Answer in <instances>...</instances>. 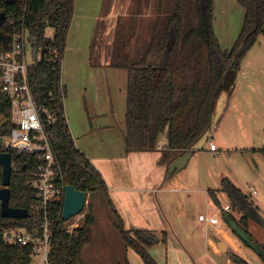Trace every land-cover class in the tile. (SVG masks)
Masks as SVG:
<instances>
[{
    "label": "trees",
    "instance_id": "16d2710c",
    "mask_svg": "<svg viewBox=\"0 0 264 264\" xmlns=\"http://www.w3.org/2000/svg\"><path fill=\"white\" fill-rule=\"evenodd\" d=\"M142 1V0H141ZM245 9L242 30L231 49L224 48L213 28L214 0H157L155 16L149 23L150 39L141 54L133 57L124 43L114 50L111 65L128 71L127 107L125 115V150L152 151L159 147L161 135H167L161 163L167 167L185 152H194V144L212 132L213 104L216 94L229 87L228 99L235 88L243 58L264 35V0H237ZM139 9L141 6H139ZM75 0H0V12L6 13V22L0 31L10 35L13 26H25L35 63L28 74L35 99L45 101L52 94L56 122L48 127L49 137L60 166V182L72 185L89 195L86 214L78 227L67 229L62 219L63 199L49 202L47 217L53 232L50 264H85L84 247L91 241L94 223L93 202L101 197L110 210L113 225L119 231L126 247H132L145 264H159L149 249L166 242L152 230H127L115 208L108 186L92 160L76 144L64 108L66 88L62 83V64L67 37L74 16ZM138 13V12H137ZM12 22H14L12 24ZM54 29L52 36L46 29ZM51 48H57L60 59L52 60ZM5 47L0 40V52ZM40 56V59H38ZM0 114H12L10 99L0 95ZM8 121L0 126V135L10 132ZM264 155V148H253ZM18 169L12 170L10 204L25 208L26 218L3 217L0 224L23 227L35 235L42 233L44 212L36 207L42 203L31 181L36 168L33 157L12 152ZM2 166L0 165V188ZM219 191L225 193L233 210L222 212V218L231 231L264 261V247L249 231V220L254 219L250 207H256L249 196L227 177L221 180ZM214 201L220 203L216 191ZM85 208L83 209V211ZM82 211V212H83ZM81 212V213H82ZM242 214L237 217V214ZM228 255L237 264H251L232 249ZM32 246L0 242V264H32ZM121 264H131L126 258Z\"/></svg>",
    "mask_w": 264,
    "mask_h": 264
},
{
    "label": "crops",
    "instance_id": "0c3cea01",
    "mask_svg": "<svg viewBox=\"0 0 264 264\" xmlns=\"http://www.w3.org/2000/svg\"><path fill=\"white\" fill-rule=\"evenodd\" d=\"M132 5L133 0H75L74 16L67 37V43L69 41L73 44L69 50L67 45V54L65 53L63 59L65 66L69 67L67 72H77L75 57L79 42L86 44L88 56L89 54L91 56V59H87L86 62L89 71L110 73L115 68L123 69L113 67L109 59L106 63L93 62L92 53L93 47L96 48L94 43L97 35H100L101 26H105L104 32L110 35L108 50L105 54L107 56L111 52L113 55V44L115 40L117 41L116 33L119 23L116 24V22L120 19L124 29L130 27L129 23L134 15L131 12ZM147 7L148 4L143 5L139 18L142 15L147 16ZM244 17L245 9L237 0H214L213 28L224 48L233 47L242 30ZM214 20L219 22L218 28L214 25ZM253 48L254 46L242 61L228 109L233 105L239 106L235 107V112H229L227 109L224 115L239 116L242 113H250L254 109L247 107L246 102L250 105H255L256 102L261 103L260 97L263 92L257 93L259 90L257 88L263 89L264 65L247 60ZM89 81V83L93 82L92 79ZM62 83L66 88V96L68 91L76 88L75 78L69 73L63 76ZM102 85L103 88L106 87L104 78ZM87 89V87L84 88L85 108L93 118L99 117L98 124L95 127L91 125L89 128L87 126L89 123L84 117L82 119L78 117L77 121L71 123L72 110L67 105L64 107L65 114L77 146L87 154L101 172L108 186L109 196L121 215L125 228L131 231L152 230L160 240L166 234V242L161 241L152 248L159 247L158 249L165 251L168 255L171 250L178 252L180 264H237L230 259L229 250L223 252L217 244L216 239L224 240L229 249L240 255L244 250L239 238L223 220L222 212L220 222L215 226L198 219L199 214L214 215L222 204L231 202L225 193L222 192L223 195L219 193L221 180L220 187L215 190L218 191V194L216 192L220 202L218 204L211 196V190H213L209 187L212 185L211 178L207 179L206 184L201 183L200 173L203 172V164L200 157L202 158L206 152L199 154L192 152L187 164L168 176V167L161 163L167 137L159 142L156 150L127 153L125 150L127 100L124 113L116 115L112 95L109 99L105 97L102 108L95 95L90 94L87 99ZM120 100L124 103V97H119V102ZM100 110H104L105 113L99 114ZM223 119L224 116L221 122ZM77 123L81 126V133L76 137L73 126ZM237 128L242 129L241 124H238ZM209 139L214 142L212 137ZM203 150L214 155L218 152V150L215 152L209 149L208 141ZM195 156L197 160L191 165ZM210 169L209 166H204L205 173L212 174ZM242 256L248 260L245 254ZM184 257L188 258L187 262L183 260Z\"/></svg>",
    "mask_w": 264,
    "mask_h": 264
},
{
    "label": "rangeland",
    "instance_id": "374dc122",
    "mask_svg": "<svg viewBox=\"0 0 264 264\" xmlns=\"http://www.w3.org/2000/svg\"><path fill=\"white\" fill-rule=\"evenodd\" d=\"M157 0H133L131 12L134 14L129 23L130 27L124 29L121 24L122 21L118 19L117 26V41L113 44L114 50L117 48L120 50L124 43L128 44V50L133 57H137L143 51L145 45L150 39L149 23L155 16ZM148 4L146 9L147 16L142 15L143 5ZM108 5V4H107ZM139 6L141 8L139 9ZM138 12V13H137ZM221 20V19H220ZM214 25L218 28L219 22L214 20ZM105 31V26H101L99 31L100 35H97L95 41L94 51L92 53V61L106 63L107 60L112 61V54L106 56L105 51L108 50L107 46L110 42V35ZM54 29L48 27L46 29V35L52 36ZM73 42L67 43L68 50L71 48ZM67 48V47H66ZM27 49H31L30 41L28 39ZM84 52V53H83ZM86 52V54H85ZM97 52V53H96ZM249 57L245 58L250 62L264 65V35H261L254 45ZM67 54V50L65 52ZM65 55V54H64ZM29 60H32V56L28 54ZM91 59V56L87 53L86 44L79 42L78 49L76 50V73L67 72L68 66H65V62L62 64V78L69 73L75 78L76 88L68 91V96L64 97V107L72 110L71 123L77 121V118H83L89 125L94 127L99 122L98 118H93L89 115L85 108V92L84 88L87 87V99L90 94L96 96L97 102L101 104L103 108L105 103V97L110 98L112 95L116 115L124 113L127 100V84H128V71L126 68H115L110 73L95 71L94 73L89 71L86 66L87 59ZM40 56H38V59ZM244 59V58H243ZM66 60V57H65ZM105 79L106 87L103 88L102 81ZM90 79L93 80L89 83ZM108 83H107V81ZM263 89L257 88V93L263 92L261 103L256 102L255 105H250L246 102L247 107L254 110L250 113H242L239 116L236 115H224L229 107V87L226 85V89H221L215 97L213 104L212 121L215 124L212 132H209L205 136L201 137L193 146L194 153L199 154L206 152L200 160L203 164L202 173H200L201 183L206 184L207 179L211 178V183H208L210 189L217 190L220 187V180L227 177L230 179L236 187L249 196V200L258 207L260 216L264 219V155L259 150L253 151V148H264V78L262 79ZM68 97V98H67ZM119 97H124V103ZM239 105H233L228 110L229 112H235V107ZM105 113L104 110H100L99 114ZM84 115V116H83ZM68 116V115H67ZM223 121L221 122L222 117ZM238 124H241L242 129H238ZM73 125V124H72ZM76 132V137L81 133V126H73ZM166 133L161 135L159 142L166 139ZM213 138L217 145L218 152L216 155L203 150L209 138ZM203 150V151H201ZM196 156L192 159L191 165L195 164ZM190 165V166H191ZM209 166L211 173L204 172V166ZM216 181V182H214ZM207 184V185H208ZM218 194V191H216ZM219 193L222 194L220 191ZM223 195V194H222ZM89 198V195L87 199ZM87 204L85 210L82 212L86 214ZM224 205V204H222ZM235 214H237L235 212ZM93 215L94 223L92 225L93 233L90 243L84 247L83 258L85 264H121L126 258L131 264H145L140 255L132 248L126 247L119 231L115 228L112 221L110 210L101 197L95 196L93 202ZM242 214H237V217ZM84 217L78 219L77 216L72 217L67 221L66 225H72L78 222L81 225ZM249 231L254 236L258 244L264 247V225L256 219L249 220ZM194 233V232H193ZM202 234V233H201ZM203 235V234H202ZM240 245L244 247L242 251L248 257V261L251 264H264V261L259 257V254L252 248L246 246L240 239ZM159 247L150 248L151 254L158 260L159 264H180V258L178 252L170 251V255L165 251L158 249ZM241 254V255H242ZM184 261H188L187 257H184ZM247 260V259H246ZM186 261V262H187ZM32 264H37L35 258Z\"/></svg>",
    "mask_w": 264,
    "mask_h": 264
},
{
    "label": "built area",
    "instance_id": "2783aa9c",
    "mask_svg": "<svg viewBox=\"0 0 264 264\" xmlns=\"http://www.w3.org/2000/svg\"><path fill=\"white\" fill-rule=\"evenodd\" d=\"M5 22L6 19L0 26H4ZM28 35L24 25L13 26L10 35H7V47L0 52V95H6L12 106L10 117L0 114V126L8 121L11 124L10 132L0 135V152L10 153L12 156L14 151L17 155L33 157L36 168L31 184L42 199V203L36 209L44 212V222L40 235H35L27 228L0 224V242L31 245L33 261L36 258L37 264H50L53 232L47 217V209L51 200L64 198L65 185L60 182V166L48 133V127L57 119L52 94L45 101L38 102L29 80L28 67L36 60L33 58L32 49H29L30 51L27 49ZM48 53L53 55L52 60L60 59L57 48H51ZM28 54L32 56V60H29ZM208 145L211 151L218 150L216 143L211 139H208ZM19 166L20 164L14 163L12 158V170L18 169ZM232 210L229 202L221 205L216 214L201 213L198 219L215 226L220 222L221 212ZM84 215L80 213L77 217L81 219ZM78 226L79 223L76 222L68 225L67 229L71 231Z\"/></svg>",
    "mask_w": 264,
    "mask_h": 264
},
{
    "label": "water",
    "instance_id": "95a60500",
    "mask_svg": "<svg viewBox=\"0 0 264 264\" xmlns=\"http://www.w3.org/2000/svg\"><path fill=\"white\" fill-rule=\"evenodd\" d=\"M5 3L9 4L14 2V0H3ZM6 13L4 11L0 12V23L5 21ZM0 40L2 41L4 47H7L8 36L3 31H0ZM192 152L188 151L184 154L178 156L168 167V176L177 170L183 168ZM0 165L2 166V188H0V207L3 217L7 218H26L29 216V212L25 208L12 207L10 204V183L12 175V156L10 153L0 152ZM87 193L83 190L76 189L72 185L65 186V195L63 198V209H62V219L68 221L72 217L79 215L86 203H87ZM250 213L254 219L259 221L264 225V219L260 216L259 212L255 207H250ZM219 248L223 252L229 250L228 244L224 240L216 239Z\"/></svg>",
    "mask_w": 264,
    "mask_h": 264
}]
</instances>
